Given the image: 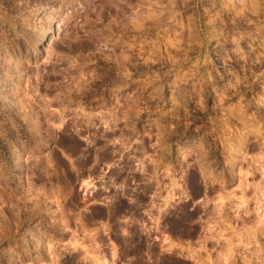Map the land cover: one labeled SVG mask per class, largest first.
Wrapping results in <instances>:
<instances>
[{
	"label": "rangeland",
	"instance_id": "374dc122",
	"mask_svg": "<svg viewBox=\"0 0 264 264\" xmlns=\"http://www.w3.org/2000/svg\"><path fill=\"white\" fill-rule=\"evenodd\" d=\"M0 21V264H264V0Z\"/></svg>",
	"mask_w": 264,
	"mask_h": 264
},
{
	"label": "bare ground",
	"instance_id": "6f19581e",
	"mask_svg": "<svg viewBox=\"0 0 264 264\" xmlns=\"http://www.w3.org/2000/svg\"><path fill=\"white\" fill-rule=\"evenodd\" d=\"M234 1H235V0H234ZM231 2H232V1H231ZM235 3H236V2H235ZM233 5H234V4H233ZM224 7H225V6H224ZM8 23H9V22H8ZM4 24H5L4 21H0V26H1V27H2V26L4 27ZM5 25H6V24H5ZM12 25H14V24H10V23H9V24H7V26H5L4 29H3V30H4L3 32H4L7 36H10L11 34L14 33V30H15V29H13V28H15V27H14V26L12 27ZM37 28H38V27H37ZM1 29H2V28H1ZM30 29H31V28H30ZM34 30H35V29H34ZM15 32H16V31H15ZM33 32H34V31H33ZM14 34H15V33H14ZM14 34H13V35H14ZM216 34H217V33H216ZM6 35H5V36H6ZM15 35H16V34H15ZM15 35H14V36H15ZM9 38H10V37H9ZM14 38H15V37H14ZM155 40H156V39H155ZM18 41H19V40H18ZM147 41H148V40H147ZM153 41H154V40H153ZM160 41H161V40H160ZM160 41H159V42H160ZM12 42H13V41H12ZM156 42H157V41H156ZM16 43H17V42H16ZM144 43H146V42H144ZM164 43H165V42H164ZM155 44H156V43H155ZM148 45H149V44H148ZM169 48H170V47H169ZM0 61H1V60H0ZM2 62H3V61H2ZM4 63H5V62H4ZM4 63H3V64H4ZM2 79H3V78H2ZM151 82H152V81H151ZM170 82H171V81H170ZM168 83H169V82H168ZM172 83H173V82H172ZM172 83H169V84H168V86H167L168 88L166 87V88L168 89L169 94H170V96H169L168 99H167L169 105L172 104L173 101H174V99H173L174 96H173V97L171 96V92H172L173 88H176V87H174V85H177V84H174V85H173ZM174 83H175V81H174ZM177 83H178V82H177ZM180 83H181V82H180ZM147 84H148V83H147ZM166 84H167V83H166ZM165 86H166V85H165ZM0 87H1V86H0ZM152 87H153V86H152ZM177 87H178V86H177ZM168 92H167V93H168ZM173 92H174V91H173ZM2 93H3V92H2ZM174 94H175V93H173V95H174ZM167 96H168V95H167ZM167 96H166V97H167ZM165 100H166V98H165ZM174 103H175V101H174ZM174 103H173V104H174Z\"/></svg>",
	"mask_w": 264,
	"mask_h": 264
}]
</instances>
